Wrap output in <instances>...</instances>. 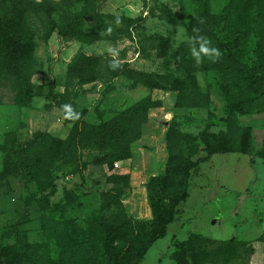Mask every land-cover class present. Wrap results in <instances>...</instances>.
I'll use <instances>...</instances> for the list:
<instances>
[{"label": "rangeland", "instance_id": "1", "mask_svg": "<svg viewBox=\"0 0 264 264\" xmlns=\"http://www.w3.org/2000/svg\"><path fill=\"white\" fill-rule=\"evenodd\" d=\"M70 1L51 12L56 29L50 35L43 25V16H29L35 39L30 79L39 85L42 96L34 97L30 108L20 107L13 101L15 90L4 81L0 86V145L10 131L21 140L38 130L68 140L72 122L66 121V104L74 112L84 111L81 120L72 121L96 125L98 112H103V119L107 120L112 112L146 96L158 101L148 110L147 122L140 138L132 144L129 159L106 164L101 159L107 150L82 138L76 142L71 159L59 160L51 167L55 186L49 200L57 206L53 215L62 223L71 253L83 257L74 245L79 231L92 238L101 236L107 228L116 229L112 225L115 208L102 206L101 192L118 193L132 221L147 223L153 218L147 184L152 177L166 172V134L174 122L182 133L191 136L199 137L205 129L228 132L240 152L211 154L190 168L188 196L177 203L178 212L163 233L129 264L190 261L193 234L204 236L211 248L231 237L244 241L246 244L228 264H264V112L244 116L231 112L220 88V71L209 66L211 58L202 55L198 64L192 55V48H199L190 36L192 19L206 8L219 14L227 0H107L101 11L106 17H100L102 31L87 20L98 0ZM75 16L83 18L84 33L96 32L100 39L85 43L81 37L59 36L57 30ZM249 25L250 35L240 52V61L251 66L259 60L253 31L264 26V0H257L251 9ZM80 53L103 60L100 76L87 83L66 76L67 68ZM105 59L118 64L116 68L123 73L113 76L106 71ZM188 67L194 71L201 91L209 94L206 108L176 106L178 91L170 85L169 77L184 78ZM134 73H142L144 80L152 77L156 82L130 86L139 78ZM51 87L61 95V108L46 110L44 95ZM197 144L199 150L192 160L207 155L202 142L197 140ZM245 150L248 154L243 153ZM45 193L36 182L30 183L25 192L15 178H0V264H10L8 247L19 230L26 231L29 242H48L53 256L58 255L55 241L41 231V212L34 200ZM133 232L140 234L137 229Z\"/></svg>", "mask_w": 264, "mask_h": 264}, {"label": "trees", "instance_id": "2", "mask_svg": "<svg viewBox=\"0 0 264 264\" xmlns=\"http://www.w3.org/2000/svg\"><path fill=\"white\" fill-rule=\"evenodd\" d=\"M106 1L98 0L87 16V20L99 31L104 29L100 17H106L101 12ZM70 3V0H0V86L4 81L11 85L15 90L13 101L16 105L30 108L32 99L42 96L38 92L39 85H35L30 79L35 39L28 21L29 16H43V25L50 35L56 29L51 12ZM256 3L257 0H227L219 14H212L206 8L191 21V38L202 36L210 41L211 47L219 50L220 57L210 59L209 66L221 73L220 88L229 110L241 116L264 112L263 25L253 31L257 37L259 60L251 66L240 61V52L250 35V11ZM82 22V17L75 16L62 29L57 30V34L69 39L81 37L85 43L100 39L96 32L84 33ZM193 41L199 46L194 39ZM105 60L106 71L113 76L123 73L121 69H113L110 59ZM102 61L99 57L80 53L74 64L67 68L66 76L87 83L100 76ZM134 74L139 78L133 80L130 86L137 82L145 85L156 82L152 77L141 79L142 73ZM169 82L178 91L176 106L193 109L209 106V94L201 91L191 68L188 67L184 78L169 77ZM44 98L47 101L44 104L46 110L61 108V95L55 93L52 87ZM156 105L158 101L146 96L121 111L112 112L107 120L103 119V112H98L99 123L96 125L66 119L67 122H72L68 140L41 130L22 140L14 131L4 136L0 145V178H15L25 192L33 182L39 184L40 191H47L34 200L41 212L39 222L42 233L47 239H53L59 249L58 255L53 256L48 242H29L26 231L19 230L14 242L8 247L10 264H129L163 233L166 224L178 212L175 210L177 203L188 196L190 168L206 161L211 154L240 152L234 148L233 139L228 132L213 133L205 129L197 137L182 133L176 123H171L166 134L169 151L166 172L152 177L147 184L153 218L147 223L132 221L126 215L118 193L101 192L102 206L115 208L112 225L116 229L107 228L101 236L92 238H87L79 231L74 245L83 257H76L65 243L62 223L53 215L57 206L49 200L55 186L51 179V167L59 160L71 159L76 142L82 138L91 140L98 149L107 150L101 159L106 164L129 159L132 144L140 138L142 126L147 122L148 110ZM79 114L81 120L84 111ZM226 120L233 123L232 119ZM197 140L202 142V150L207 155L192 160L199 150ZM243 153L248 154V151ZM124 178L127 180L128 177ZM134 229L140 234L134 235ZM125 233H128L127 237L124 236ZM245 244L244 241L231 237L211 248L207 246L204 236L193 234L190 241V261L184 259L180 264H228Z\"/></svg>", "mask_w": 264, "mask_h": 264}, {"label": "clouds", "instance_id": "3", "mask_svg": "<svg viewBox=\"0 0 264 264\" xmlns=\"http://www.w3.org/2000/svg\"><path fill=\"white\" fill-rule=\"evenodd\" d=\"M119 22V21H117ZM111 31V28L108 29ZM198 44L199 48H192V55L195 58L196 62L199 64L201 62L202 55L207 56L211 59H216L220 57V52L218 49L210 46V41L202 36H197L193 38ZM113 68L118 67L119 65L114 63L111 65ZM63 110L65 112V118L70 120H78L80 118V114L78 112H74L71 105H63Z\"/></svg>", "mask_w": 264, "mask_h": 264}]
</instances>
